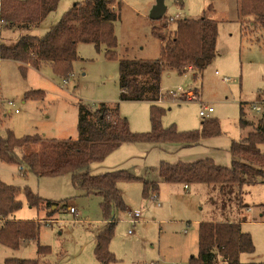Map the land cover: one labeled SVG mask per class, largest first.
Listing matches in <instances>:
<instances>
[{"label":"rangeland","instance_id":"1","mask_svg":"<svg viewBox=\"0 0 264 264\" xmlns=\"http://www.w3.org/2000/svg\"><path fill=\"white\" fill-rule=\"evenodd\" d=\"M82 1L60 0L57 9L38 25L1 28L0 43L13 44L24 35L43 36L75 2ZM239 1L164 0V18L156 21L152 10L158 0H114L113 6L121 4L114 24L116 48L109 51L105 45L97 49L92 43H79V57L67 81L50 64L40 69L31 66L22 70L20 63L0 58V137L11 130L16 137L40 134L45 139L77 138L79 103L94 109L103 104L118 108L133 132H149L152 102L120 98V59H156L160 56L161 40L153 34L154 25L167 23L168 29L174 31L176 20L180 18L206 16L218 21L216 57L202 70L197 69L198 74L165 71L162 102L157 105L165 111L163 126H175L179 131L200 129L202 103L213 107V112L205 118H216L221 134L192 146L174 142L125 144L117 151V154L125 151L117 164L111 166V157L108 160L106 157L103 163H94L92 169L94 173L127 169L137 176L158 178L155 168L163 160L212 158L217 164L230 166L232 141L253 129L240 127V104H245L250 119L261 114L253 105L264 104V28L255 25L253 19L242 23ZM112 51L116 53L114 57H110ZM179 85L197 94L199 99L176 100L179 96L175 98L168 89L177 90ZM31 90L42 91L43 96L27 98L26 93ZM41 146L36 149L40 150ZM176 146L181 150H172ZM260 148L264 152V144ZM2 163L0 181L22 188L27 186L43 199L54 202L51 208H31L21 195L23 205L15 214L17 219L42 221L38 241L51 247V253L43 256L42 261L46 264H102L94 253L95 235L105 226L101 196L83 195L74 188L70 174L37 176L27 171L24 175L17 164ZM118 185L126 209L115 211L117 224L109 245L115 259L109 264H188L189 258L199 251V222L227 215L245 220L242 230L253 238L254 252L241 254V261L264 264V221L261 218L264 183L246 184L241 197H236V190L233 195L229 193L230 185L226 189L219 184H191L185 188L183 184L161 181L158 202L152 195L144 198L140 180L123 181ZM71 206L77 209L76 214L70 211ZM138 210L142 212V220L131 223L130 212ZM48 219L52 221L47 222ZM21 244L16 250L0 245V264L9 257L37 258V241ZM219 259L218 264H226L220 256Z\"/></svg>","mask_w":264,"mask_h":264},{"label":"trees","instance_id":"2","mask_svg":"<svg viewBox=\"0 0 264 264\" xmlns=\"http://www.w3.org/2000/svg\"><path fill=\"white\" fill-rule=\"evenodd\" d=\"M59 2L60 0H0V21H3L1 28L38 25L57 9ZM113 2L114 0L75 2L43 36L24 35L13 44L0 43V58L20 63L22 70L31 66L40 69L42 65L50 64L67 81L72 73L73 63L79 57V43H92L97 49L105 45L109 51L116 48L114 24L118 17L116 10L121 4L113 6ZM238 13L242 23L253 19L255 25L264 28V0H240ZM176 24L174 31L168 29L167 23L153 26V34L161 40L158 58L120 59L119 62L121 100L152 102V127L149 132H133L128 120L119 114L118 108L103 104L94 109L79 103L77 138L45 139L40 134L16 137L11 130L7 131L5 137H0L1 162L17 164L25 173L28 171L37 176L70 174L74 188L83 195L101 196L105 226L95 235L94 253L102 264H109L115 259L109 248L117 224L115 211L126 209L125 199L118 187L120 182L140 180L144 198L158 196L161 181L186 186L219 184L224 189L230 185L232 188L229 193L233 195L236 190V197H241L244 185L264 183V152L260 148L264 144V104L260 116L251 118L252 120L247 116L245 104H240V127L253 129L239 140L232 141L230 166L217 164L212 158L176 162L163 160L155 168L158 178L137 176L127 169L102 173L92 171V164L103 162L124 144L174 142L192 146L221 134L216 118H203L201 128L196 130L179 131L175 126H163L165 111L157 105L163 97V73L175 70L184 74L192 68L198 74V70L210 64L217 55V20L206 16L200 19L180 18L176 20ZM115 55L112 51L110 57ZM42 96V91L38 90L26 93L27 98ZM38 145H42L40 150L36 149ZM21 195L26 197L31 208H51L54 204L27 186L22 188L0 181V245L16 250L23 241L35 240L38 255L34 259L9 257L3 264H46L42 257L51 253V247L38 241L42 221L15 217L23 205ZM233 198L234 196L230 200L233 201ZM261 207V218L264 221V203ZM236 210L240 212L239 209ZM244 221L231 215L200 221L199 251L189 258L188 264H218L219 256L226 264H257L253 261H241V254L253 253L255 250L252 235L242 230Z\"/></svg>","mask_w":264,"mask_h":264},{"label":"built area","instance_id":"3","mask_svg":"<svg viewBox=\"0 0 264 264\" xmlns=\"http://www.w3.org/2000/svg\"><path fill=\"white\" fill-rule=\"evenodd\" d=\"M174 18H172L173 20ZM3 21H0V29L2 27ZM194 72V70L192 68H190L187 72ZM163 89V88H162ZM177 90H172V89H168V93L172 94L175 98H177V96H179L178 100H197L199 99V96L197 94H192L193 92H191V90H184V88H182L180 85L176 88ZM163 92V91H162ZM159 102H162V98L159 100ZM10 105H14L13 102H10ZM253 109L257 112H261L262 111V103H255L253 105ZM213 107H208L206 105H204L202 103L200 110H199V115L202 118H205L206 116H208L211 112H213ZM16 112H19V109L15 110ZM23 168L21 167V170ZM153 200L158 202V196L157 195H152ZM70 211L74 214L77 213L76 209L71 207ZM130 219L129 221L131 223H136L139 220H141L142 218V212L140 210L135 211V212H130ZM52 221L51 219L48 220V222ZM1 222V220H0Z\"/></svg>","mask_w":264,"mask_h":264},{"label":"crops","instance_id":"4","mask_svg":"<svg viewBox=\"0 0 264 264\" xmlns=\"http://www.w3.org/2000/svg\"><path fill=\"white\" fill-rule=\"evenodd\" d=\"M3 29H6V30H10V29H12V28H5V27H3ZM13 31V30H12ZM1 42H3V41H1ZM125 145V144H124ZM124 145H122V146H120L118 149H116L114 152H112L110 155H108L107 156V159L106 160H108V157H111L110 158V160L109 161H111V166H114L115 164H117V159L118 158H120L121 157V155H122V153H124V152H121L120 154H117V153H119V152H117V151H119ZM172 150H174L175 152L177 151V150H181L179 147H175V148H173ZM116 155V156H112V155ZM117 156H119V157H117ZM106 160H104V161H106ZM103 161V162H104ZM103 162H100V163H103ZM113 162V163H112ZM0 163H2V162H0ZM100 163H95V164H100ZM3 164V163H2ZM93 165V164H92ZM20 168H21V166H19ZM18 167V168H19ZM21 171V174H24V175H26L25 174V170H20ZM92 171H93V169H92ZM104 172H106V171H104ZM102 173V172H101ZM118 187H119V189H120V186L118 185ZM185 188H187V186L185 185ZM121 191V190H120ZM122 193V192H121ZM123 194V193H122ZM159 194V193H158ZM159 196V195H158ZM71 207H73V208H75L74 206H71ZM76 209V208H75ZM76 211H77V209H76ZM16 218H17V216H16ZM19 219V218H18ZM141 220H142V218H141ZM24 242V241H23ZM22 245V244H21Z\"/></svg>","mask_w":264,"mask_h":264},{"label":"water","instance_id":"5","mask_svg":"<svg viewBox=\"0 0 264 264\" xmlns=\"http://www.w3.org/2000/svg\"><path fill=\"white\" fill-rule=\"evenodd\" d=\"M165 12L166 6L164 5V0H158V4L152 10V18L158 21L164 16Z\"/></svg>","mask_w":264,"mask_h":264}]
</instances>
